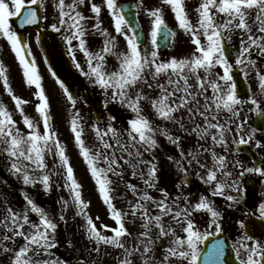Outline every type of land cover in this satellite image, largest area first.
Masks as SVG:
<instances>
[{
	"label": "snow or ice",
	"instance_id": "snow-or-ice-1",
	"mask_svg": "<svg viewBox=\"0 0 264 264\" xmlns=\"http://www.w3.org/2000/svg\"><path fill=\"white\" fill-rule=\"evenodd\" d=\"M50 3L58 13L51 28L56 32L63 30L75 66L104 91L106 106L111 100L131 114L126 128L116 127L113 123L116 117L111 114L104 127L99 121L94 122L91 146L86 144L78 110L70 120L80 155L115 226L97 227L99 217L94 219L87 211L90 201L83 198L82 185L74 174L66 146L53 128L49 98L36 62L30 59L31 50L26 41L10 23L15 17L21 28L37 24L41 17L36 5L43 7L44 0H0V36L10 44L22 66L26 84L35 86L34 94L39 100L38 121L25 113L23 106L28 101L13 92L7 69L0 62V81L21 116L18 122L13 111L0 102V158L6 161L7 172L23 185L34 187L39 183L45 193L51 192L54 184L67 189L70 200L60 197L58 201L59 221H65L71 201L76 215L84 218L87 239L96 245L92 251L99 253L101 246L119 250L117 264H200L201 257L203 264H225L224 240H213L206 251L201 245L208 237L223 231L222 212L211 196H222L231 202L229 207H234L244 201L247 174L264 178V161L246 166L239 159L229 158V137L232 144L246 145L258 131L246 129L244 108L264 118V71L253 58L254 53L264 58V0H199L194 8L195 20L189 14L187 0H160L171 8L178 28L190 36L194 45L189 55L166 59H161L158 51L161 39L171 43L177 33L166 23L160 6L145 7L144 0L135 5L150 17L149 44L141 47L139 24L128 18L124 10L127 6L118 4L117 0H102V3L50 0ZM86 4L90 5L92 16L81 11V6ZM102 7L107 8L115 33L124 37L126 50H119L117 37L102 27ZM89 19L95 21L92 31L104 38L99 51H91L87 46ZM237 34L239 47L230 53ZM73 41L78 44L74 46ZM75 49L83 53L87 71L76 61ZM108 55L118 62L112 70H108ZM234 69H239L245 79L250 70H255L259 85L255 94L249 91L246 98L239 94ZM51 74L75 109L77 101L73 93L54 71ZM156 120L173 127L161 126ZM20 123L24 129L19 127ZM161 136L179 149V158L167 157L182 174L174 186L181 191L175 196L159 187L160 169L154 151L160 146ZM185 137H195L194 147L187 151L182 147ZM255 143L261 145L260 140ZM48 157L53 158L51 168ZM193 164L203 171L196 175L209 191L200 194L195 202L182 191L190 182ZM126 175L137 182L126 180ZM121 185L126 191L118 198L126 201L125 209L114 203L117 199L114 194ZM153 190L158 195H153ZM22 196L25 203L20 208L7 198L0 206V256L8 258L7 264H69L54 252L60 243L57 219L28 192H22ZM257 207L264 219V199ZM197 213L210 216L204 230L197 225ZM236 223L241 233L233 244L238 264H264V240L248 233L243 218ZM129 224L135 232L129 230ZM213 228L214 231L208 230Z\"/></svg>",
	"mask_w": 264,
	"mask_h": 264
},
{
	"label": "flooded vegetation",
	"instance_id": "flooded-vegetation-1",
	"mask_svg": "<svg viewBox=\"0 0 264 264\" xmlns=\"http://www.w3.org/2000/svg\"><path fill=\"white\" fill-rule=\"evenodd\" d=\"M129 0H117L118 4H122L124 2H127ZM96 3H102V0H94ZM38 7V12L40 13V21L37 23L38 27L35 28H29L24 33V40L27 43L28 48L31 50V56L30 59H34L36 62L37 70H49L45 54L41 48L40 42H37V35H39L44 30H49L55 33L57 38L63 43L65 53L67 57L72 61V63L75 66V61L72 59V57L69 56L68 53V46L63 39V30L61 32H56L54 29L51 28L52 23L57 22V16L58 13L55 10L54 7L51 6L50 0H44V6ZM81 11L85 16H92L93 14L90 12V5L81 6ZM44 17H47L46 19ZM14 18V17H13ZM13 18L10 19V23L13 25V28L15 29L14 24L12 23ZM102 20V27L107 28L108 31L117 37L118 42V49L124 50V48L121 47V45H125L126 41L122 35H119L115 33L113 22L111 20L110 14L106 7H102V12L100 16ZM140 18V17H139ZM141 20V26L142 28L148 29L150 28V21H145L142 18ZM94 19L87 20L86 24L89 27L90 36L85 37L87 46L89 47V50L91 51H99L103 47V37L100 36L98 33H94L91 29V25L94 23ZM147 26V27H146ZM16 30V29H15ZM78 41H73V45H77ZM232 44L234 47L232 49L235 50L239 47V36L234 35ZM0 62H2L7 69L8 72H10V77L13 79H17L16 88H14V92L19 91L20 84H19V78L16 75L17 70H22V66L19 63V60L16 58L15 53L12 51L10 44L6 40V38L0 36ZM126 49V48H125ZM76 50V61H78L81 64V67L84 69V71H87V62L82 52H80L78 49ZM167 52L164 53L162 58L165 57ZM109 56V55H108ZM106 56V57H108ZM253 58L257 59L258 64L257 67L261 69V71H264V58H260L256 56V54H253ZM112 60L114 61V64L117 65V61L112 56ZM75 68L78 69L76 66ZM244 77V76H243ZM245 78V77H244ZM247 85L249 90L255 94L258 90V80L256 78L255 70L249 71V76L246 79ZM242 97H247V95H241ZM100 104V100H98ZM101 106V105H100ZM106 108L110 109L109 106H106ZM115 108H112L111 112L115 111ZM243 116L247 117V124L246 129L248 128H256L258 131L255 133L252 140L246 144V145H236L231 143V137H229L230 140V148H229V158L230 159H239L241 160L246 166H253L254 164H260L262 161H264V125L261 127L254 126V119L257 117L255 112H249L247 110V107L243 110ZM262 119V123H264V118ZM173 126H170L169 128H172ZM174 131V129H173ZM238 138V137H237ZM260 140L261 145L258 146L255 141ZM161 153H157L154 151V154L157 158V162L159 165V175H160V181H159V187L166 188L173 196L177 195L179 191L174 186L176 183L180 181L181 173L176 169L174 163L172 161H169L167 159L168 156H175L179 158V149H177L175 146H173L171 143H169L166 139L159 144ZM182 147L187 151V149L194 147V143H184L182 144ZM218 151H222L221 149H218ZM160 156V158L157 157ZM186 164L187 162L184 161ZM201 172L203 174V171L199 169L195 164L190 166V172H189V184L186 185L182 191L185 193V195H189L190 199L195 202L200 194H209L208 186L204 185L199 178L197 177L196 173ZM245 181V188L246 193L244 196V201L242 203L236 204L234 207H229L228 205L231 202H228L225 200L222 196H211V199L216 204L218 210L222 212V229L223 232L229 237L232 245L235 243L238 235H240L239 226L236 223V221L243 218L246 222V230L250 235H253L257 239L264 240V219H261V217L258 214V203L261 199H264V178H261L255 174H247L244 177ZM200 186H203V188L200 189ZM156 192V191H155ZM235 194V193H233ZM156 195H158V192H156ZM246 213H255L254 215L246 214ZM195 219L197 222V225L201 228V230H204L207 225L206 221L210 220V216L203 213H197L195 214ZM210 231H214L213 229H208Z\"/></svg>",
	"mask_w": 264,
	"mask_h": 264
},
{
	"label": "rangeland",
	"instance_id": "rangeland-1",
	"mask_svg": "<svg viewBox=\"0 0 264 264\" xmlns=\"http://www.w3.org/2000/svg\"><path fill=\"white\" fill-rule=\"evenodd\" d=\"M134 2L138 3L139 0H135ZM198 2L199 0H187V8L193 20H195L196 18V13L194 11V8L197 6ZM147 5L149 7H155V6L162 7L166 23L169 25L170 28L176 31L177 42L174 45V47H176V51H175V53L177 54L176 57L189 55L193 51L194 45L191 43L190 36L185 34L182 30L178 28L177 22L175 21L174 14L171 11V8L168 5H162L160 3V0H144V6L148 7ZM141 10L146 14L143 8H141ZM107 66H108V70H112L114 68L111 59L107 60ZM114 66L116 67L117 65L114 64ZM217 71H219V68H217ZM18 73H19V76H18L19 83H21L25 80L24 75H23V69L20 71L18 70ZM39 73L43 74L41 75L42 81L46 82V84L48 85L51 91V96L49 94L48 95H49V102H50L49 110H50V114L52 118L53 128L58 133L59 139L66 146L67 155L69 156L70 162L74 168V174L77 180L79 181V183L82 185L83 198L86 201H90L89 208L87 209V211L94 219L97 216L99 217V220H96L97 227H99L101 224H108L110 226H115L114 221L109 216L106 205L103 203L99 195L97 186L93 178L91 177L88 166L86 162L84 161L83 157L80 155L79 149L75 143L74 136L70 128V120L74 114V111L78 110L80 116L83 119V123H84L86 144L90 146L92 145L94 141V132L91 129V125L95 122V120L93 116L91 115L90 111L88 110V108H86L84 104V94L81 92V90L78 91V96L76 97L77 102L75 105V109H73V106L67 100L66 95L63 92V89H61L59 84L56 82V78L53 77L52 74L48 70H40ZM11 80H14V82L17 83V79L15 80L14 78L13 79L11 78ZM88 82H89L90 88L93 90V92L97 96H99L101 99L106 98L104 95V91L100 89L98 85L93 84L89 78H88ZM0 95H1V91H0ZM109 96H110V93H109ZM26 97H28L27 99H29V101L33 100L31 96L27 95ZM109 102L121 107V109H124L125 113L129 115V111L125 107L111 100H109ZM32 105H33V108L29 110L31 115L28 112H27V115L39 121V114L37 113V111L35 112L33 110L36 105V99L35 101L32 102ZM149 115H151V113H149ZM108 118L109 116L103 115L101 127H104L108 123ZM17 121L19 122L21 121V119ZM155 122L160 125L162 123V121L160 120H156ZM113 123L118 128H121V125H123L122 123H116V122H113ZM19 127H21V129H24L25 126L22 123H20ZM174 132H175V129H174ZM159 141H161L160 138H159ZM184 142H195V137H185ZM157 153L158 154L161 153L160 147L157 149ZM158 154H157V157L160 158ZM146 158H149V157L146 156ZM47 159H48L49 167L51 168L53 158L48 157ZM2 169H6V161L0 158V175H1L0 177L5 178L6 176L7 178H9V180H11L12 184L14 185V190L12 191L16 192V195L8 196L9 192H7L6 194L5 190H1L0 198H2V196L4 195H7V197L4 196V200L5 198H7V200L11 204L15 205L17 208H20L25 203L24 200L20 198V195L17 192V191H20L21 189L24 192L25 191L28 192L40 205H42L47 210H49L55 218L59 216V211L61 207L60 204L58 203L59 196L61 194L62 197H64V199L67 200L69 198V192L67 189L63 187H56L54 184L52 191L49 193H45L42 189V185H40L39 183L36 184L34 187L31 185H23L20 180L16 179L15 177H12L8 172H6L5 174V172H3ZM125 179L128 180L131 178L129 175H126ZM54 180L59 181L60 178L54 177ZM0 187L5 188V185H2V186L0 185ZM60 191L62 192L60 193ZM125 191H126L125 188L121 185L120 187L117 188L114 194L117 197V199L114 200V203L120 209L127 208L126 201L118 198ZM128 198L129 199L131 198L130 193L128 194ZM4 200L1 199V202L3 203ZM76 211L77 210L75 209L74 210L75 216H76ZM32 215H33V218H35L34 214ZM76 218H77L76 225L71 226V230L73 231V233L71 235L68 234V236H70L68 238H71L69 241L70 245L72 246L74 250L71 252H75V254L78 255L77 256L78 258L87 257L88 259H90V261H92V259L102 256V258H105L106 261H108L110 264H117L116 257H117L119 250L113 249L111 246H101L99 253L92 251V249H94L96 245L94 242L89 241L87 239V236H86V233L83 227L85 223L84 218L78 215L76 216ZM127 226L129 227L130 231L132 232L136 231V229L132 225L129 224ZM58 233L63 236L66 235L65 231H62V227H60L59 224H58ZM105 234L111 235L110 232H105ZM66 245H67V238H64L63 241L60 242V247L62 248L63 252L67 250ZM71 252L67 250L68 259L73 256H76L72 254ZM0 260L7 261L8 258L7 257L4 258L3 256H0Z\"/></svg>",
	"mask_w": 264,
	"mask_h": 264
},
{
	"label": "water",
	"instance_id": "water-1",
	"mask_svg": "<svg viewBox=\"0 0 264 264\" xmlns=\"http://www.w3.org/2000/svg\"><path fill=\"white\" fill-rule=\"evenodd\" d=\"M127 7H125V12L128 13V18L130 20L133 21V23L139 24L138 23V19L136 18V13L134 12V6L132 5H126ZM130 7V8H129ZM139 32L141 33L140 39L143 42L144 38L139 26ZM41 37V41L44 47V50L46 51L47 54V58H48V62L52 68V70L57 74V76L64 81L65 85L69 88V90L74 94V89L76 86V83L78 82V80L80 79L79 75L76 73V71H74L72 65L70 64L69 61H65L64 60V54H63V50L62 47H60L59 45H56V47L54 45H52V43H50L49 41V37L47 36V34L43 33V35L40 36ZM165 41H163L161 39V47L164 48V43ZM234 78L236 80L237 83V88H238V92L240 93H246L247 91V87L246 84L244 82V80L238 75V71L234 70ZM88 99H91V101L89 102V104L93 107L94 113L97 117V119L100 121V109L98 108L97 103L93 100L92 95L88 94ZM215 239H222L224 240L225 244H224V260H225V264H238V261L235 258V253L234 250L232 249L229 240L227 239V237L223 234H218L215 237H208L205 241H204V250L206 251L207 248L211 245L210 242ZM76 264H82V262L76 263ZM87 264V263H84ZM94 264H102L101 262H95ZM200 264H203V258L201 257V261Z\"/></svg>",
	"mask_w": 264,
	"mask_h": 264
}]
</instances>
